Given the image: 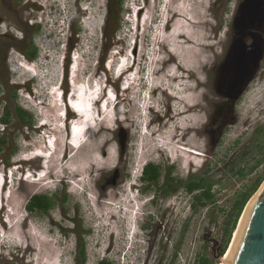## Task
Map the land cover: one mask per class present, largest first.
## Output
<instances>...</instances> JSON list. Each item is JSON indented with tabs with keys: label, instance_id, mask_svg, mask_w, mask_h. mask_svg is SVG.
<instances>
[{
	"label": "rangeland",
	"instance_id": "1",
	"mask_svg": "<svg viewBox=\"0 0 264 264\" xmlns=\"http://www.w3.org/2000/svg\"><path fill=\"white\" fill-rule=\"evenodd\" d=\"M242 1L124 0L107 21L109 0H0V264H76L77 225L86 264H194L204 253L221 264L247 206L221 255L233 202L264 175V59L234 106L216 89ZM180 33L195 44L176 55ZM32 46L36 59L25 54ZM193 80L203 110L195 129L178 115L190 107ZM82 98L94 113L78 110ZM16 106L31 114L29 122ZM83 122L88 132L72 149L73 133L75 142L85 135ZM95 142L107 158L91 167L88 156L99 159ZM56 149L63 162L48 170ZM150 162L163 177L145 190L140 177ZM171 171L219 180L217 202L194 211L184 187L163 197ZM36 195L55 202L48 213L28 210Z\"/></svg>",
	"mask_w": 264,
	"mask_h": 264
},
{
	"label": "water",
	"instance_id": "2",
	"mask_svg": "<svg viewBox=\"0 0 264 264\" xmlns=\"http://www.w3.org/2000/svg\"><path fill=\"white\" fill-rule=\"evenodd\" d=\"M233 28L235 37L221 66L225 70V79L216 88L232 106L261 69L264 59V0H243ZM120 137L124 149L125 136L120 134ZM231 247L227 264H264V183L248 202Z\"/></svg>",
	"mask_w": 264,
	"mask_h": 264
},
{
	"label": "trees",
	"instance_id": "3",
	"mask_svg": "<svg viewBox=\"0 0 264 264\" xmlns=\"http://www.w3.org/2000/svg\"><path fill=\"white\" fill-rule=\"evenodd\" d=\"M124 0H109L110 6H109V16L108 20H111L113 17V8L112 5H117L121 9V5L123 4ZM119 9V10H120ZM117 20V27L120 25V18H115ZM36 34V33H35ZM25 54L31 58L36 59L37 58V49L36 47H33L29 49L28 51H25ZM0 92H1V86H0ZM18 116V118L22 122H29L31 114L23 109L22 107L16 106L14 110ZM11 110L8 109L5 113V115L2 118L3 123H9ZM5 140L0 138V144H5ZM2 151V146H0V153ZM239 174H243V170L238 171ZM163 177V171L160 165H157L155 163H147L142 171L141 180L147 183V186L145 190L152 189L154 185H158ZM264 178V175H262L259 179L254 181L250 186H247L244 191L238 194L236 199L233 202V213L231 214V218L227 222L226 227V233L227 238L223 246V251L221 255H223L227 248H228V242L230 239V236L232 234V231L236 228L237 222L239 217L241 216L245 206L247 205L248 201L252 198L254 193L259 189V187L262 184V180ZM219 180H216L212 177H205L204 174H191L189 176V179H183L172 176V171L168 173L166 181L163 182L162 185V196L168 197L180 189V187H184L185 190L189 194H193L194 200H193V207L194 211H198L200 208L207 207L209 204H214L217 202V198L215 195V192L213 191V187L219 183ZM55 205V202L47 195H36L33 196L28 204V210L30 211H40L42 213H47L53 206ZM73 233L77 234L79 236L77 240V247H78V256L76 259V264H86L87 262V255H86V249L85 244L81 240V231H80V225H77L76 228L73 229ZM99 264H114L111 261L107 259H102L99 261ZM194 264H215L211 255L208 253H204L202 255H199Z\"/></svg>",
	"mask_w": 264,
	"mask_h": 264
},
{
	"label": "bare ground",
	"instance_id": "4",
	"mask_svg": "<svg viewBox=\"0 0 264 264\" xmlns=\"http://www.w3.org/2000/svg\"><path fill=\"white\" fill-rule=\"evenodd\" d=\"M170 3H171V0H170ZM174 3V2H173ZM176 11V10H175ZM178 14V13H177ZM186 18V19H185ZM180 21L181 20H186V21H188V19H187V17H185V15H184V13L182 14H180L179 13V18H178ZM194 19V18H193ZM192 20V19H191ZM168 31V30H167ZM182 38H184V41L182 42V43H180V44H178V46H177V48H176V55H179V51L180 52H183L184 50H185V45L187 46V44H189V45H191V44H195V41L193 40V38L192 37H190V36H187V35H184L183 33H180V34H178L177 35V37H176V39L177 40H180V39H182ZM192 49H193V47H192ZM191 50V49H190ZM190 52H193V51H190ZM201 54L202 53H194L192 56L194 57V60L196 59L197 61L198 60H200L199 59V57L201 56ZM191 56V57H192ZM178 57V56H177ZM181 65V63L179 64V62H177V68L175 69V70H173V72H179L181 69H182V67L180 66ZM179 70V71H178ZM169 71V70H168ZM189 71H191V74H194L195 75V73H194V71H192V70H189ZM169 73V72H168ZM166 74V76H167V78L168 79H171V77L173 76H171L170 75V73L169 74ZM197 75V74H196ZM197 77V76H196ZM195 81H196V79H194ZM194 80L191 82V84H190V86H187L188 88H189V93L192 95V97L189 99V102H190V107H188V106H186V105H184V107L182 106V108L180 109V111H179V113H178V115L179 116H181V117H189L190 119H192L191 121V123H192V125L194 126V128L193 129H195V127L197 126V121H199V120H201V115H200V113L203 111L202 109L201 110H197V104L198 103H195V99H197V96L199 95V92H198V90L196 89V87H194L195 85H194ZM154 83H158V81H156L155 80V82ZM161 86V85H160ZM157 87H158V84H157ZM186 87V86H185ZM186 87V89L188 90V88ZM162 90V89H161ZM30 95V94H29ZM96 98V97H95ZM81 99V98H80ZM97 100H100V98L98 97V99ZM152 102V99H150L149 100V104H152L151 103ZM188 102V103H189ZM154 105V104H153ZM89 106H90V109H91V112L93 111V113H94V107L92 106V104H88L85 100H84V98H82V100H81V104H80V106L79 107H77L78 108V110L79 111H81L82 113L83 112H85V110H86V114L88 113L89 114ZM95 106V105H94ZM93 107V108H92ZM186 107H188V109L186 110L185 108ZM86 108V109H85ZM87 114V115H88ZM88 117V116H87ZM81 119V118H80ZM2 120V119H1ZM49 120V119H48ZM88 120V122H89V124H90V122H95L96 120H89V118L87 119ZM86 120V121H87ZM99 120V119H98ZM185 120H187V119H185ZM197 120V121H196ZM85 121V122H86ZM51 122V121H50ZM87 122V123H88ZM46 124H47V122H46ZM50 124V123H49ZM85 126H86V124L83 122L80 126H79V128H78V130H79V132L80 133H83L85 130H86V128H85ZM96 127H97V125H96ZM81 130V131H80ZM74 131H75V129H74ZM97 131V130H96ZM76 132L77 131H75L73 134V137H72V140L70 141L71 143H69L70 145L69 146H71V148L73 149V148H76L82 141H83V138H85V136H86V134H87V130H86V132H85V135L81 138H78V140H77V142H75L74 141V138H75V136H78L77 134H76ZM66 137V136H65ZM151 137H153V136H149V140H150V138ZM63 138V137H62ZM65 138H63V140H64ZM93 139V138H92ZM192 139V138H191ZM96 140V139H95ZM154 141V139H152L151 138V141ZM72 141H73V144H72ZM168 141V140H167ZM69 142V141H68ZM90 142V141H89ZM193 142V141H192ZM64 143V142H63ZM83 144H84V142H83ZM83 144L78 148V151L76 152V154H78L79 153V151H80V149H81V147L83 146ZM47 145V144H46ZM63 145V144H62ZM74 145V146H73ZM68 146V145H67ZM48 147V146H47ZM55 147V146H54ZM95 148H94V155H95V157L96 156H99V159L98 158H96V159H98V160H95V158H94V156L93 155H89L88 156V166H91V167H94V166H98V164H102V160H106V158H107V153L106 152H104L103 151V149H101V147H100V145L98 144V142H95V146H94ZM45 149V148H44ZM48 149H50V147L48 148ZM61 149V148H60ZM160 149V148H159ZM50 151V150H49ZM63 150H60V151H58L57 149L55 150V152H53V154H51V156L53 157V159L52 160H49V162H48V165H47V168H48V170L49 169H51V167L52 166H56L57 164H56V161L58 162V163H62L63 162V159H64V157H59V152H62ZM99 151L101 152V153H99ZM156 151V150H155ZM46 154V153H45ZM48 154V153H47ZM25 158V157H24ZM65 167V166H64ZM60 169V168H59ZM61 169H63V168H61ZM65 169V168H64ZM49 172V171H48ZM141 174H142V172H141ZM139 177V176H138ZM135 178V177H134ZM136 181V180H135ZM132 182V181H131ZM139 183V182H138ZM136 184V183H135ZM139 185V184H138ZM130 191V190H129ZM140 191V190H139ZM131 192V191H130ZM130 201H132V200H130ZM133 204V203H132ZM114 213V212H113ZM114 216V215H113ZM22 232V231H21ZM129 232H131L130 230H129ZM134 233V232H133ZM132 233V234H133ZM235 236H236V233H235ZM17 237H20V234H19V232H18V235H17ZM231 249H232V247L231 248H229V250H228V252H227V255H225L224 257H223V259H222V262H221V264H227L228 263V260H229V258H230V255H231Z\"/></svg>",
	"mask_w": 264,
	"mask_h": 264
},
{
	"label": "clouds",
	"instance_id": "5",
	"mask_svg": "<svg viewBox=\"0 0 264 264\" xmlns=\"http://www.w3.org/2000/svg\"><path fill=\"white\" fill-rule=\"evenodd\" d=\"M23 55V54H22ZM32 78L34 77H31L30 79H28L27 81H30L32 80ZM23 87H25V82H23ZM151 108H153V111L154 113L156 114H159V116H161L162 118L164 117V115L161 113V111H159L158 109H154V106H150ZM140 181H141V177H140Z\"/></svg>",
	"mask_w": 264,
	"mask_h": 264
},
{
	"label": "flooded vegetation",
	"instance_id": "6",
	"mask_svg": "<svg viewBox=\"0 0 264 264\" xmlns=\"http://www.w3.org/2000/svg\"><path fill=\"white\" fill-rule=\"evenodd\" d=\"M125 146H126V145H125ZM125 148H126V147H125ZM125 148H124V149H122V151H124V150H125ZM115 180H116V179H115ZM115 183H116V182H115ZM51 209H52V208H51ZM51 209H50V210H51ZM50 210H49V211H50ZM49 211H48V212H49ZM48 212H47V213H48Z\"/></svg>",
	"mask_w": 264,
	"mask_h": 264
}]
</instances>
